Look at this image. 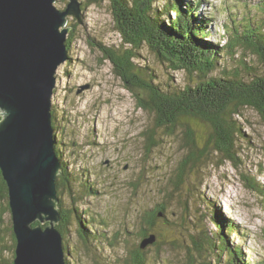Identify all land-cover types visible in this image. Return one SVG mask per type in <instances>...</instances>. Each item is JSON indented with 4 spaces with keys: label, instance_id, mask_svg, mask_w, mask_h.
Returning <instances> with one entry per match:
<instances>
[{
    "label": "rangeland",
    "instance_id": "rangeland-1",
    "mask_svg": "<svg viewBox=\"0 0 264 264\" xmlns=\"http://www.w3.org/2000/svg\"><path fill=\"white\" fill-rule=\"evenodd\" d=\"M235 1L203 0L200 16L211 21L208 41L214 45L222 46L226 42V27L230 24L227 17L234 24L241 16L256 17L252 15L254 11L245 7L233 10L231 5ZM258 1L264 0H241L248 5ZM67 3L68 0H56L55 6L63 10ZM68 26V35L72 33L69 60L57 70L52 104L57 124L63 130L59 140L63 145L62 162L72 179L88 182L90 187L87 194L78 181H73L71 195L75 199L65 186L60 205L65 211H89L88 215L82 213V218L89 221L88 217H93L90 233L98 230L107 238L101 245V258L114 263L113 260L123 255V249L138 245L140 239L133 234L138 224L137 214L166 203L171 225L162 233L165 247L161 248L160 255L153 247L144 250L150 264H185L193 255L190 234L199 236L201 231L207 230L210 234L216 231L210 219L212 208L239 229L240 235L231 233L229 240L232 246L242 247L246 262L264 264V195L248 188L241 177L242 174L250 176L255 184L264 187V120L250 109L243 110L242 117L238 118L241 133L234 149L236 164L220 155H211L199 165L196 174L189 176V185L167 198L169 180L186 154L182 133L166 136L158 130L156 146H148L145 132L153 127L151 119L136 107L131 95L114 76L111 64L102 59L94 45L95 42L107 46L120 43L110 4L103 2L86 9L82 24L68 17ZM239 57L238 53L235 59ZM242 58L254 65L251 56L246 54ZM140 60L157 71L161 82L183 85L189 81L184 72L162 65L146 48L141 51ZM234 63L228 61L224 65L221 60L214 76L220 75L224 67L230 70ZM257 67L264 70V65ZM193 127L197 138L200 132H207L203 124ZM0 207H3L2 200ZM187 214H193L194 220L187 219ZM74 217L70 215L71 225L63 239L69 245L66 257L70 264H96L92 253L86 254ZM0 219V247L5 246L1 249L2 264H8L12 253L7 248L13 244L11 213ZM189 222H193V227ZM109 241L114 248L106 246ZM213 253H205V260L210 256L211 264H216ZM225 258L223 254L222 264Z\"/></svg>",
    "mask_w": 264,
    "mask_h": 264
},
{
    "label": "trees",
    "instance_id": "trees-1",
    "mask_svg": "<svg viewBox=\"0 0 264 264\" xmlns=\"http://www.w3.org/2000/svg\"><path fill=\"white\" fill-rule=\"evenodd\" d=\"M82 1L83 11L93 5L100 6L103 2L110 4L120 43L107 46L95 42L94 45L101 53L102 59L111 64L114 76L131 95L136 107L151 119L153 127L145 132L148 146H156L155 132L158 130L163 131L166 136H175L178 131L182 133V148L186 150V154L169 180L167 198H171L170 193L180 192L189 185V176L196 174L199 165L208 161L211 155H220L236 164L234 149L241 133L238 118L242 117L243 110L250 109L264 120V70L257 69L258 65H264V1L248 5L236 0L231 5L233 10L245 7L254 11L252 15L256 17L241 16L236 24L227 17L230 24L228 23L226 27L227 33L224 36L226 42L222 46L208 41L211 21L200 16L199 10L203 0ZM71 41L72 33L66 40L68 51ZM144 48L154 54L162 65L174 71L184 72L189 81L183 85H177L172 81L161 82L154 68L141 64V51ZM238 53L240 57L235 59ZM246 54L251 56L254 65L246 63L242 58ZM221 60L224 65L228 61L235 63L230 70L224 67L220 75L214 76ZM197 124H203L207 129V132L206 130L200 132L198 138L193 127ZM52 126L56 139V155L62 165V171L56 180L59 201L61 192L66 187L72 197L71 185L75 180L80 183V188L89 194V183L72 179L71 173L62 162L60 150L63 145L59 140L63 130L57 124L55 109ZM241 177L248 188L264 195L263 185L255 184L250 176L242 174ZM0 200L3 203L2 209L0 207V217H3L10 212V208L8 189L1 171ZM210 211V219L216 226V231L212 234L207 230L201 231L199 236L190 234L193 255L186 259L185 264H211V260L208 259L210 256L207 261L205 260V253L209 251H213L215 258L217 257L216 264H222L223 254L226 256L225 264H249L245 260L242 247L230 244L229 236L231 233L240 235L239 229L215 209L212 208ZM60 212L62 220L56 228L63 239L66 238L71 225L70 215L74 214L86 254L92 253L96 264H150L144 250L153 247L157 254H161V248L165 247L162 233L171 225L167 218L166 203L156 204L151 209L137 214L138 224L133 234L140 239L138 245L123 249V255L111 263L110 259L101 258L103 254L101 245L107 238L98 230L93 229L94 233H90L94 223L93 217H88L89 221L82 218V213L88 215L89 211L87 209L82 213L78 210L65 211L60 205ZM194 218L193 214H187V219ZM189 224L193 227V222ZM151 235L154 236L153 243L141 249V241ZM11 236L13 244L6 248L12 253L11 259H14L16 240L13 230ZM172 243L176 245L175 242ZM106 246L109 249L114 248L110 241ZM1 249H5V246L0 247V264L4 261ZM64 250L66 256H69L67 243H64ZM11 259L8 264H12ZM67 263L70 264L68 259Z\"/></svg>",
    "mask_w": 264,
    "mask_h": 264
},
{
    "label": "water",
    "instance_id": "water-1",
    "mask_svg": "<svg viewBox=\"0 0 264 264\" xmlns=\"http://www.w3.org/2000/svg\"><path fill=\"white\" fill-rule=\"evenodd\" d=\"M0 0V171L16 245L12 264H68L56 180L52 98L69 60L68 17L82 24V0ZM161 216V214H159ZM46 224L45 227L42 225ZM145 238L140 248L152 244Z\"/></svg>",
    "mask_w": 264,
    "mask_h": 264
}]
</instances>
